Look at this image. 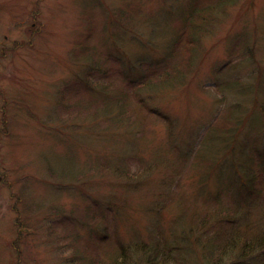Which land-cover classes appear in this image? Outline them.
<instances>
[{
    "label": "rangeland",
    "instance_id": "rangeland-1",
    "mask_svg": "<svg viewBox=\"0 0 264 264\" xmlns=\"http://www.w3.org/2000/svg\"><path fill=\"white\" fill-rule=\"evenodd\" d=\"M219 1L0 0V264L264 259V0Z\"/></svg>",
    "mask_w": 264,
    "mask_h": 264
},
{
    "label": "trees",
    "instance_id": "trees-1",
    "mask_svg": "<svg viewBox=\"0 0 264 264\" xmlns=\"http://www.w3.org/2000/svg\"><path fill=\"white\" fill-rule=\"evenodd\" d=\"M227 2H232L231 0H220L219 1V5L215 6L217 9L219 8H223L225 7V4ZM213 10V9H212ZM212 10H210V8H206V9H203L200 13H199V18H202V20L204 21L205 18L209 17V14L212 12ZM196 30V29H195ZM197 31V30H196ZM196 33V32H195ZM191 33L193 35V38L190 36V32H189V35L188 33L184 32V37L182 39H180L179 41H176V46H178V44H182V40L185 42L183 44V47H186L187 48V51H186V55L184 58H188L190 56V54L192 53V49L194 48V45L196 43V38L198 36V33ZM182 58V59H184ZM181 69V66L179 67H176L173 68V72H175V74H178L179 71ZM251 236H245V235H242L240 237V241L243 239V246H241V248H239V253L238 255L241 257H244L246 255H249V252H252V250H254L256 247L259 251H264V228H260L258 230H254L253 234L250 233ZM230 243H232V245H235V241H232V240H229ZM241 244V243H240ZM217 248V247H215ZM225 250V249H224ZM122 252H123V256H125L126 254V249H122ZM215 253H219V255L223 254V252H220L218 251H214L213 253H211L210 256L214 255ZM251 255V254H250ZM221 257V256H219ZM121 260H119V258L116 259V262H119ZM125 260H123L120 264L124 263ZM259 264H264V259L263 260H260V263Z\"/></svg>",
    "mask_w": 264,
    "mask_h": 264
}]
</instances>
